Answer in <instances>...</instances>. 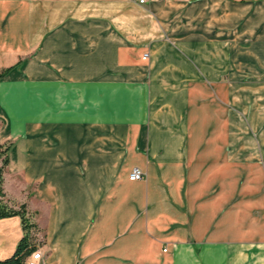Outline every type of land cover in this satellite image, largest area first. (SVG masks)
I'll return each mask as SVG.
<instances>
[{
	"label": "crops",
	"instance_id": "obj_1",
	"mask_svg": "<svg viewBox=\"0 0 264 264\" xmlns=\"http://www.w3.org/2000/svg\"><path fill=\"white\" fill-rule=\"evenodd\" d=\"M191 1L0 0L3 187L43 264H264V81L229 75L224 37L183 51ZM22 235L0 218V258Z\"/></svg>",
	"mask_w": 264,
	"mask_h": 264
},
{
	"label": "rangeland",
	"instance_id": "obj_2",
	"mask_svg": "<svg viewBox=\"0 0 264 264\" xmlns=\"http://www.w3.org/2000/svg\"><path fill=\"white\" fill-rule=\"evenodd\" d=\"M190 4L187 8L186 15L182 16L179 22H174L176 28H179V26L181 27L183 51L189 52V47H191L192 44L189 46L188 41L192 33L194 34V38H196V36L198 39L200 38V40H198V45L200 47L199 55L202 57H206V45L211 44L210 40L205 41L206 35L215 37L214 43L218 42L219 38L221 39V37H224L223 41L228 45V48L224 50V61H228L229 75L237 78L239 77L241 70L244 69V81L246 82L248 89L252 88L254 84L264 81L262 80L264 79V21L261 17V12L264 10V0H229V21L227 20L228 22H226V24L223 23V25H225L224 30L221 26L222 19H226L228 16L225 17L221 15L223 11L220 6L217 7L219 8V11H215L212 19V16L202 11L203 8H205L204 2L197 0L191 1ZM190 9L192 10L191 12ZM196 10L198 11V14ZM194 12H196V14H194ZM212 26L214 31L211 30ZM175 30L178 31L177 29ZM211 31L213 32V35L210 33ZM220 43L222 42H219V44ZM212 49L214 50L212 55H214V59L217 60L221 55V50H217L216 48ZM217 62L219 63L220 60H217ZM249 93L252 94V90L247 91L246 99L252 98ZM248 102L253 103L252 100H249ZM251 135H253V133H251ZM32 215L33 220L35 221L34 214L32 213ZM38 234L40 244H38L39 246L37 249H40L43 253L41 259V263L43 264L45 257L43 249L44 234L42 232ZM3 236L4 243L8 246L10 244L12 245L17 234L10 229L3 233ZM14 250L15 249L13 248L11 253L6 257L12 255Z\"/></svg>",
	"mask_w": 264,
	"mask_h": 264
},
{
	"label": "trees",
	"instance_id": "obj_3",
	"mask_svg": "<svg viewBox=\"0 0 264 264\" xmlns=\"http://www.w3.org/2000/svg\"><path fill=\"white\" fill-rule=\"evenodd\" d=\"M0 72V78L8 71ZM11 144H0V218L19 216L21 218L23 235L12 255L0 258V264H27L32 252L37 250L39 240L38 233L41 231L38 223L33 220L32 213L25 203H16L7 196L4 190V173L9 165V151Z\"/></svg>",
	"mask_w": 264,
	"mask_h": 264
},
{
	"label": "built area",
	"instance_id": "obj_4",
	"mask_svg": "<svg viewBox=\"0 0 264 264\" xmlns=\"http://www.w3.org/2000/svg\"><path fill=\"white\" fill-rule=\"evenodd\" d=\"M141 3H144L145 0H139ZM149 53H146L144 55V58H148ZM144 178V172L140 167H135L132 172L130 173V179L131 180H139ZM43 253L40 249L35 250L34 252L31 253L27 260V264H42L41 259H42Z\"/></svg>",
	"mask_w": 264,
	"mask_h": 264
}]
</instances>
